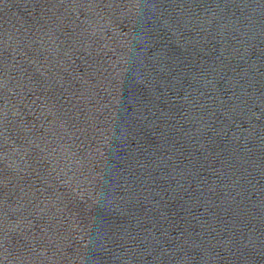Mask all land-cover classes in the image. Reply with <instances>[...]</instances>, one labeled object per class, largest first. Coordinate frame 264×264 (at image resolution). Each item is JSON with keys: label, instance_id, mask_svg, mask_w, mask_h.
<instances>
[{"label": "water", "instance_id": "obj_1", "mask_svg": "<svg viewBox=\"0 0 264 264\" xmlns=\"http://www.w3.org/2000/svg\"><path fill=\"white\" fill-rule=\"evenodd\" d=\"M0 264H264V0H0Z\"/></svg>", "mask_w": 264, "mask_h": 264}]
</instances>
